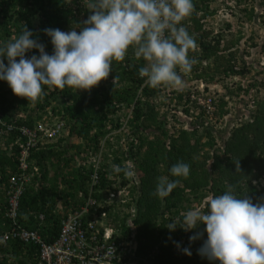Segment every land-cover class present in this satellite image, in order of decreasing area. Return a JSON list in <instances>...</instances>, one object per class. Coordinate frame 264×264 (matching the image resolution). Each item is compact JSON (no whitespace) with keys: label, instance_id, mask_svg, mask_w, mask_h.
Returning a JSON list of instances; mask_svg holds the SVG:
<instances>
[{"label":"trees","instance_id":"1","mask_svg":"<svg viewBox=\"0 0 264 264\" xmlns=\"http://www.w3.org/2000/svg\"><path fill=\"white\" fill-rule=\"evenodd\" d=\"M229 1L234 4L228 2L225 7L233 15L241 20L245 18L246 21L254 19L255 8L253 3H249L253 0ZM91 2L92 0H0V44L18 37L21 29L26 26L33 33L31 38L42 43L45 51L52 54L51 38L43 30L58 28L61 31H69L76 28L79 32L80 28L84 27L83 21L91 14L88 9ZM209 2L210 0H193L194 13L181 22L199 46L198 52H189V56L195 57L198 62L190 74H182L185 81L184 90L177 92L171 89L168 96L169 103L176 99L174 108L180 107L186 116L197 118L198 121L191 120L189 129L172 125L173 129L170 131L168 116L156 110L151 102L152 98L160 94L161 89L166 88L163 86L152 89L145 85L142 95L146 99L144 103L138 102L134 110L135 118L142 120L141 132L137 133L139 143L132 151L137 157L139 183L137 186L128 185L127 179L123 177L121 180V184L128 185L134 211L113 213L112 218L123 238L121 240L130 237L135 239L137 264H219L218 260H209L195 250L196 245L202 246L207 239L203 224L189 231H184L179 226L170 231L166 226L171 221L182 220L184 213L195 208L196 206H190L191 202L198 206L209 195H222L228 184L235 187L238 196L246 195L253 203L264 202V182L261 181L264 179V80L257 81L253 78L245 87L240 82L232 83L231 87L225 83L223 77L231 75L241 79L249 74L251 67L245 60L238 61L235 46L242 40L241 30L226 32L225 29L230 30V24L227 23L223 29L225 32L220 30L211 35L210 30L203 28V19L214 13L209 8ZM259 2L263 7L260 22L264 25V0ZM198 11L203 17H197ZM186 20L190 23L186 24ZM248 40L251 46L256 45L251 36ZM31 55L38 56V50L32 49L26 53V57ZM0 59L7 65L6 57ZM144 66V59H137L133 48L130 47L125 60L113 61L108 79L100 82L99 86L90 92H73L68 88L64 91L50 90L45 86L46 95L43 101L35 106L25 98L14 95L8 83L0 80V139L3 143V146H0V241H3V234L10 231L12 224V219L7 216L10 206L8 178L9 171L12 174L20 170L18 158L21 150L27 148L26 161L38 167L40 179L37 184L32 182V185L22 190L18 198V224L38 229L41 237L48 242L53 241L60 227V215L55 212L56 198L63 199V205H66V196L74 198L79 190L84 191L85 180L90 177L88 172L84 175L74 167L72 174L68 173L70 161L65 156L66 150L60 149L63 138L52 144H42L43 141L39 140L35 146L28 145L31 142L30 136L23 133L22 129L29 131L38 126L39 118L36 114L43 115L45 109L50 106L49 101L67 98L69 101L63 110L64 117L73 121L70 134L84 141L83 144L74 146L75 151L96 154L104 147L112 149L114 143L108 136L111 130L109 125L113 127V116L121 103L128 105L134 99L136 83L143 81V78L138 77V70ZM260 72H264V65ZM198 80L209 84L221 81L224 92L218 99L212 97L216 108L213 114L219 116L228 111L225 108L226 96L236 97L241 92L254 90V110L247 120L238 122L239 124L231 130L223 146L218 145V137L208 126L204 110L197 103L201 93L189 86ZM260 91L263 96L257 98ZM56 108L52 107L47 111L55 113ZM170 115L175 118L176 112L171 111ZM118 125L120 123L117 119L114 127ZM147 129H150L152 135L145 133ZM102 140L104 143H101ZM112 153L113 166L122 167L123 151L117 149ZM238 159L240 172H236L233 162ZM178 161L190 166L187 179L171 175L170 168ZM103 171L101 167L100 186H111L115 181H107ZM160 177L178 181L177 187L166 198L153 194ZM36 178L37 175L32 181H36ZM38 213L44 214V222L41 224L37 218ZM196 232H201L202 236L190 242L189 237ZM179 244L182 249L181 246L178 247ZM38 248L39 244L32 240L25 241L19 236L9 238L0 242V264H44L40 260ZM185 248L191 255L184 253Z\"/></svg>","mask_w":264,"mask_h":264},{"label":"clouds","instance_id":"2","mask_svg":"<svg viewBox=\"0 0 264 264\" xmlns=\"http://www.w3.org/2000/svg\"><path fill=\"white\" fill-rule=\"evenodd\" d=\"M213 1L210 0L209 8L215 14L217 7L210 5ZM88 9L91 14L83 21L84 27L80 28L79 32L76 28H71L69 31H61L58 28L43 30L51 38L52 54L45 51L42 43L31 38L33 33L26 26L21 29L18 37L0 44V58L7 59V65L3 59H0V80L8 83L14 95L25 98L28 103L35 106L43 101L46 95L45 86L50 90L64 91L68 88L73 92L78 90L90 92L91 89L99 86L100 82L108 79L112 72L113 61L125 60L130 47L133 48L137 59H144L145 66L138 70V77L143 78V81L140 84L135 82L137 88L134 90V99L128 105L121 103L115 112L113 123L115 125L118 119L120 125L117 127L113 125L114 128L111 124L109 125L111 130L108 136L113 143L114 139L123 133L132 137L129 143L131 144L130 153L126 154L124 150H121L124 153L121 163L123 168L118 165L113 166L112 152L116 151L113 150L114 146L112 149L101 148L96 154L75 151L74 146L83 144L84 141L70 134L73 121L64 117L63 110L69 101L67 98L49 101L50 106L45 109L43 115L36 114L39 118L38 126L42 128L37 129L38 126H36L34 129L37 133L34 146L39 140L43 141L42 144H52L57 139L63 138L60 149L66 150L65 156L70 164L74 169H79L82 174L86 175L88 172L90 176L85 180L84 191L79 190L74 198L66 196L68 202L66 205H63V199L56 198L55 212L58 215L68 213L71 207L89 196V190H93L91 195L100 201L99 215L102 211L106 214L102 230L104 228L109 230L117 228L113 222V213L122 214L124 210L134 211V204L130 202L128 185L137 186L140 177L136 165L137 157L132 154V151L139 143L137 133H140L142 128V120H137L134 115L137 103H144L146 99L142 95V89L145 85L152 89L166 87L161 89L160 94L152 98L151 102L156 110L168 116L169 127L170 124L176 126L175 123H178L177 128L180 126L185 128L188 120L198 121L197 118L186 116L180 107L174 108L176 99H172L169 103L168 96L171 89L177 92L184 90L185 81L182 74H190L193 66L198 62L195 57L189 56V52H198L199 46L195 38L181 24L194 13L193 0H92ZM197 17H203L200 11L197 12ZM186 21V24L190 23L189 20ZM227 23L225 22V26ZM223 29L222 26L216 30L210 29L211 35L217 34L220 30L224 31ZM225 31L229 30L225 29ZM32 49H37L39 55L26 57V53ZM234 77L236 76L229 75L223 77V80L231 87L230 80ZM220 82L209 84L198 80L190 83L189 86L192 90L208 93L218 99L224 92ZM229 99H232V95L224 98L226 110L229 109L227 106L231 101ZM52 107H57L55 113H48L47 110ZM171 111L176 112L175 118L170 115ZM213 113L210 115L205 113L206 119L219 120L222 115L228 114L229 110L220 116ZM56 128L57 131H55ZM149 130H145V133H151ZM1 133L0 131V135ZM72 138L73 140H70ZM101 143H104V140ZM134 144H136L135 147ZM61 158L64 160L63 157ZM233 162L236 165V172H240L239 159ZM29 167L33 170L35 165L30 163ZM101 167L104 169L102 173L105 179L115 181L111 186H100L99 169ZM94 171H97L99 180L91 187V174ZM120 172L124 173L117 174ZM170 173L173 177L187 179L190 175V166L178 161L171 166ZM10 175L11 171H9V177ZM35 175H37L36 181H32ZM123 177L128 180V185L121 184ZM32 178L27 186L32 185V182L37 184V180L40 179L39 170L33 174ZM261 181L264 182V179ZM177 184L176 180L170 181L168 177H160L153 194L159 198H166ZM111 192L115 195L109 196ZM107 201L109 203L106 204ZM128 203L129 206H127ZM200 224L205 226L204 232L207 233V239L202 246L196 245L195 250L199 255L209 260H218L219 264H264V202L253 203L252 199L246 195L238 196L235 193V187L228 184L222 195L209 196L203 208L197 207L187 211L183 214L182 220L171 221L166 227L170 231L175 230L177 226L184 231H189L198 228ZM201 236V232H196L189 237V241H194ZM126 240L129 241L127 247L129 264H137L135 239L130 237ZM198 246L201 248L198 249ZM114 251L112 248L113 255ZM183 251L191 255L187 248ZM41 261L44 263L43 260Z\"/></svg>","mask_w":264,"mask_h":264},{"label":"built area","instance_id":"3","mask_svg":"<svg viewBox=\"0 0 264 264\" xmlns=\"http://www.w3.org/2000/svg\"><path fill=\"white\" fill-rule=\"evenodd\" d=\"M197 103L208 115L215 110L212 96L208 93L201 92L197 98ZM41 128L40 125L37 127V129ZM22 130L30 136L31 142L28 145H34L37 138L36 130ZM27 155V148L20 151L18 165L20 170L12 173L9 177L7 192L9 193L10 206L7 216L12 219V224L10 231L3 234L2 240L19 236L25 241L32 240L39 243V257L45 264H129V249L127 248L129 241L121 240L123 238H121L117 228L109 230L104 228L102 230L106 214L102 211L99 215L100 201L91 195L93 190H89V196L71 207L68 213L60 215L59 231L51 242L44 240L38 229H31L18 224L16 217L18 198L22 190L31 182L33 174L37 173L38 170L36 166L33 167V170L30 169L26 161ZM98 180L99 175L97 171H94L91 174V187ZM114 195L113 192L109 193V196ZM37 218L39 224L44 222L43 213H38ZM112 248L115 250L114 255Z\"/></svg>","mask_w":264,"mask_h":264},{"label":"rangeland","instance_id":"4","mask_svg":"<svg viewBox=\"0 0 264 264\" xmlns=\"http://www.w3.org/2000/svg\"><path fill=\"white\" fill-rule=\"evenodd\" d=\"M224 0H214L211 2V6H216L217 11L215 14H213L210 17H206L204 20L203 28H206L207 30L210 29H217L219 26H222V28H226L225 22L230 23V30L227 32H236L237 30H241L242 34V40L239 42V44L235 47H237V56L239 58L238 61L245 60L246 64H248L251 67V70L249 74H247L246 77H243L240 79V77L236 76L232 80H230L232 83H238L240 82L243 87L248 85L251 80L256 79L257 81L264 80V72H260L262 70V66L264 65V25L260 22V19L262 18L260 14L263 12V7L259 0H253L254 5V12L255 17L252 21H246V19H240L237 16L233 15V13L226 9V3H232L233 1L226 0V2H223ZM242 16V15H241ZM245 16V15H244ZM229 33V34H231ZM215 35V34H214ZM251 36L253 38V41L255 42V46L250 45V41L248 40V37ZM230 35H228L227 38H229ZM251 46V47H250ZM229 81V82H230ZM230 82V83H231ZM168 90V89H167ZM263 91V90H261ZM259 92V95L257 98H260L263 96V93ZM253 93L254 90H250L247 93L241 92L236 97H232V99L227 105L229 107V113L222 115L219 120H212L210 118L206 119V122L208 123V126L211 128L212 131H214V134L218 137V145L223 146V143L227 136L230 134L231 130L240 123V121L247 120L250 117L251 111L254 110L255 104H253ZM174 102V100H173ZM197 120V119H196ZM173 122V120H171ZM190 121H187V125H185V128L189 129ZM239 122V123H236ZM176 126H179L178 123H175ZM170 124V131H172L173 127ZM67 135V134H66ZM65 135V136H66ZM117 139H114V149L113 150H124L126 154L130 153V139L132 138L126 133L121 134L119 137H116ZM70 140H73L70 139ZM0 146H2L1 140H0ZM119 146V147H117ZM134 147L136 144L133 145ZM104 154V153H103ZM88 160H92L91 158H88ZM126 163V162H125ZM73 165L70 164V167H67L68 173L72 174V170H74ZM69 168V169H68ZM1 191V188H0ZM210 196V195H209ZM208 196V197H209ZM207 197V198H208ZM206 198V199H207ZM206 199L202 200L201 205H196V203L191 202L190 206H196L197 207H203L204 202ZM195 208H191L195 209ZM133 211V210H132ZM131 212V211H130ZM181 244L178 245L180 247ZM198 249L201 248V246L197 247ZM182 249V246H181Z\"/></svg>","mask_w":264,"mask_h":264}]
</instances>
